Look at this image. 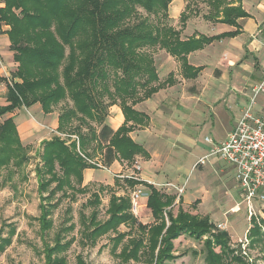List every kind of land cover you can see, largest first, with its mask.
Segmentation results:
<instances>
[{
	"label": "trees",
	"instance_id": "trees-1",
	"mask_svg": "<svg viewBox=\"0 0 264 264\" xmlns=\"http://www.w3.org/2000/svg\"><path fill=\"white\" fill-rule=\"evenodd\" d=\"M4 1L5 6L0 7V22L5 21L11 26L10 50L18 63V70L11 77L13 79L18 74L24 81H12V85L7 86V104L0 106V115L12 113L22 105L30 107L37 102L41 103L45 112H51L52 105L69 98L72 106L66 107L58 118L61 131H65L74 119L85 125L90 124V120L103 123V107L100 109L101 104L95 93L102 83L111 98L110 105L117 99L121 100L124 123L116 130L103 123L100 131L96 133L92 129L91 135L82 134V126H76L75 130L79 133L80 149H86L95 140L98 143V139L103 141L104 159L108 166L118 159L134 163L137 155L148 156V152L129 133L134 127L148 122L149 117L127 106L125 100L132 98L133 104L141 101L139 87L145 90L143 97L146 98L175 82L173 74L164 80L160 79L153 56L144 49L154 46L165 48L181 62L182 76L194 79L202 67L189 63L188 55L214 40L238 34V30H235L213 36L197 34L182 39L181 31L173 26L153 25L147 17L138 16V6L149 14L166 16L172 0ZM236 2L239 0H209L208 16L213 22L237 25L238 18L249 14L241 4L234 5ZM181 18L185 21L188 16L183 13ZM66 46L69 49V62L63 63ZM111 73L114 90L110 92L106 85ZM0 80L5 78L0 76ZM40 156L43 164L36 168L41 199L37 219L44 264H69L64 252L72 239L66 240L65 232L74 225H61L52 239H47V233L54 226L50 216L54 205L50 200L57 192H61L62 196L87 192V187L82 186L84 170L99 166L91 164L88 158L78 152L75 141L67 144L65 139L57 135L43 141ZM27 161V146L19 135L13 116L7 117L0 122V170L7 168V175L11 176L15 169L19 170ZM139 182L147 186V205L154 216L153 223L139 222L130 212L129 198L118 196L115 192L109 198L108 218L100 221L96 209L101 203L100 194L93 192L92 198L84 204L93 206L88 217L83 216V235L87 241L95 243L99 237L115 233L122 222L130 223L138 226L142 235L124 245L117 254L121 261L134 259L144 260L147 264H165L174 259L173 240L183 230L196 237L213 233L214 240L205 241V261L208 264L223 263L231 241L226 229L218 228L210 216L192 214L182 207L174 214L171 210L175 201L173 195L162 193L151 183ZM139 182L131 177L126 179L130 187ZM15 232V226L6 236L0 231V252L11 244ZM126 234L118 231L112 238L114 253ZM216 246L219 251L215 250ZM74 264L91 263L79 254Z\"/></svg>",
	"mask_w": 264,
	"mask_h": 264
},
{
	"label": "rangeland",
	"instance_id": "rangeland-1",
	"mask_svg": "<svg viewBox=\"0 0 264 264\" xmlns=\"http://www.w3.org/2000/svg\"><path fill=\"white\" fill-rule=\"evenodd\" d=\"M3 6H5V1L0 0V7ZM209 12V0H172L169 3L166 16L149 14L142 7L138 6V16L141 18L147 17L148 22L153 25L173 26L181 31L182 39L202 34L200 31H204L212 22L211 17L208 16L210 15ZM183 13L188 16L185 21L181 18ZM10 28L11 26L7 22H0V35L7 34L9 38ZM1 46L2 48L5 47L1 57L7 72L10 74L16 73L18 63L14 59L13 51L10 50V44L6 46L0 42V50H2ZM144 51L153 56L155 60L154 64L161 80L166 79L169 74L176 72V68H179L178 59L172 56L165 48L154 46L147 47ZM65 53L66 58L63 60V63H68V46L65 48ZM112 78L113 74L111 73L106 85L109 86L110 92L114 90ZM177 80L179 82V79ZM12 81L22 83L24 79L15 74V78ZM103 85L101 83L97 91H95L98 96L99 105L101 104L100 109L102 107L104 109H102L105 115L103 123L108 124L112 128L111 122L112 124L115 123L111 120L119 111L124 117L122 125L125 121V114L121 100L117 99L114 104L110 105L111 98L107 92L108 90ZM2 86L0 88H3ZM5 86L6 84L4 83ZM144 91L143 88L139 87L138 93L142 97L141 101L139 100L134 104L132 98H128L125 101L127 106L146 114V111H141L142 109L146 110L141 103L154 99L155 93L151 97L145 98L143 97ZM6 92L0 96V106L5 103ZM258 96L256 98L257 101ZM171 97L169 96V100H171ZM177 100L173 102L166 101V105L153 100V103L152 101L150 102L151 107L149 108L152 110L155 104H159L165 110L164 112L170 116L179 111V106L176 103L178 102ZM203 103H206L204 99L201 101V104L204 106L203 110L198 107L192 108L191 117L195 119L193 120L195 125H185L184 121L180 120L179 124L185 126L183 131L177 129L175 131L170 130L168 133L166 132V137H168L169 145L172 148L169 154L170 158L167 161L164 162L167 157V149H164V146L167 148L170 146L168 147L165 144L164 146H159L160 144L155 145V140H150V138L147 140V142H152L149 145L151 151L159 154L155 158H157L156 163L161 167V178L171 180L179 185H183L186 182L185 190L182 193L184 195L179 199V202H174L171 210L176 214L178 208L182 207L192 214L210 216L215 224L223 223L226 225L225 229L230 233L231 241L228 244V252L222 264H264V203L257 202L253 205L254 212L252 216L248 215L244 204H240L241 210L239 212L231 213L229 211L231 207L241 201L232 166L226 161L216 159V166L213 164L211 167L212 157L205 160V163H200L198 160L199 156L206 149L205 136H213L212 124L208 125L209 122L204 124V120H207L212 115L213 108L212 105L206 107ZM69 105L72 106L71 100L69 98L63 99L57 104L52 105L51 112H45L41 103L37 102L30 107L22 105L12 113L0 115V122L10 116H14L15 123L18 125H20L19 122L21 121L28 122L27 135L23 134V129L21 128L22 141L28 150V161L19 170L15 169L14 174L11 176L7 175V168L0 170V231L1 233L3 232V236H6L12 226L16 228L11 244L4 251L0 252V264H44L42 239L37 219L40 214L39 204L41 199L38 192L39 179L36 168L43 164L40 156L43 141L51 139L54 135L65 139L67 144L75 141L78 152L88 158V162L99 166V168H92L95 171H93L94 173L91 175L90 181L83 183L82 186L87 187V192H73V194L70 193L67 196H62L61 192H57L51 198L50 202L54 207L50 216L53 218L54 226L47 233V239H52L55 231L61 225L70 226V224H73L74 227L65 232V239H72L71 245L64 252L69 264H74L76 256L79 254L91 264H147L144 260L135 261L134 259L124 262L117 255L125 244L142 235V232L136 225L122 222L117 226L115 233L111 232L103 235L95 243L87 241L83 235V216L88 217L93 210V206H84V204L89 198H92L91 194L93 192H99L100 194L101 203L96 206V209L98 210V219L102 222L108 218L107 208L109 198L113 192L118 196L129 198L131 203L130 212L139 222L152 224L154 216L149 207H141L137 212L133 210L131 201L132 191L136 187H142L146 192V185L139 182L138 169H135L134 163L118 159L116 160L115 167H111L112 164L108 166L105 163V148L101 139H98L99 143L95 140L86 149H80L79 133H76V126H82V134L91 135V130H95L96 133L99 132L103 123L90 120V124L85 125L78 119H74L68 124L65 131H61L58 128L59 115ZM114 107L117 110L115 109L114 111ZM115 120L117 122V119ZM148 125V122H146L143 125L136 126L130 133L139 127L144 128ZM70 131L73 133H69ZM173 142L177 143L172 146ZM200 164L205 165V167L201 169ZM141 167L142 171L139 174L142 177H153L154 172L150 170L149 163L142 162ZM219 169H223V171L219 172ZM129 176H132L131 178H134L139 183L130 187L126 183V179ZM157 186L161 189L160 191L172 194L177 199L176 194H179V192L174 186L166 184H158ZM184 198L189 200V202H184ZM255 230L257 232L253 233ZM118 231L126 232L127 234L117 245L116 253H114L112 238ZM208 239L214 240L213 233L196 237L190 232L183 230L173 240L174 249L172 253L175 256L174 259L167 261L165 264H208L205 261L207 250L205 241ZM215 250L219 251V247L216 246Z\"/></svg>",
	"mask_w": 264,
	"mask_h": 264
},
{
	"label": "crops",
	"instance_id": "crops-1",
	"mask_svg": "<svg viewBox=\"0 0 264 264\" xmlns=\"http://www.w3.org/2000/svg\"><path fill=\"white\" fill-rule=\"evenodd\" d=\"M237 4H241V7L249 14L246 17L238 18L237 25L212 21L209 26L207 24L208 28H205L204 31H200L207 36L235 30H238V34L232 37L226 36L219 40H214L204 48L196 50L188 55L189 63L196 67H202L198 76L194 79L183 77L181 74V64L178 60L179 68L175 69V73L170 72L175 76L174 84L160 89L155 93L154 99H149L141 103L146 110H141V107L140 110L146 111L145 113L149 117V125L144 128L139 127L130 134L132 138L141 144L148 152V156L137 155L134 166L135 169H137V167L140 168L137 170L139 178L142 181L153 184L158 190H161L157 186L158 184H174L179 187L183 185L186 186V182H184L183 185H179L171 180H164L161 178V167L156 163L157 158H155V156L159 154L151 151L149 145L150 143L152 144V142H147V140L150 138V140L156 141L155 145L160 144L159 146H164L165 144L169 147L170 145L167 139L168 137H166V132L168 133L170 130L175 131L177 129L183 131L185 126L179 124L180 120H182V122L184 121L185 125H195L193 122L195 119L191 117L192 108L198 107L203 110L204 106L201 104V101L204 99L206 103L203 104L206 107L212 105L213 108L212 115H210L207 120H204V124L208 122V125L212 124L213 136L211 138L216 142L222 141L228 137L233 129L236 118L239 117L248 106L255 88L264 82V0H239V2L234 3V5ZM0 42L6 46L10 44L7 34L0 35ZM1 49L0 54L3 55L5 47L2 48L1 46ZM176 78L179 79V82ZM2 87L3 88H0V96L7 91L6 86V89L4 85ZM262 93H264V90L258 96V101L255 105L256 113H264V94L261 95ZM169 96H172L171 100H169ZM176 99H178L176 103L178 104L177 106H179V111L173 115L168 116V113H165V110H163L159 104H155L152 110L149 108L151 107L150 102L152 101L153 103V100H156V102L162 105H166V101L173 102L176 101ZM5 104H7V99L3 105ZM115 109L114 107V111ZM115 119H117V122H115ZM123 120V114L118 111L116 116L111 120L115 123L112 124L111 122L112 128L116 130ZM19 123L20 125L17 124V128L21 139H23L21 128L23 129V134L27 135L28 132H26V129L28 128V122L21 121ZM176 143L177 142H173L171 145L173 146ZM170 148L171 146L169 148L164 146V149H167V157L164 162L170 158L169 154L172 150V148ZM206 149L199 156V159L209 154V144L206 145ZM211 157V167L213 164L216 166V159L219 160L220 158L208 156L205 160ZM221 160L225 161L223 159ZM142 162L149 163L150 170L154 172L153 177H142L139 174V172L142 171ZM115 166L116 161L112 163L111 167ZM203 167H205V165L200 164V168L203 169ZM93 171H95V169L92 168L84 170L83 183L90 181L91 175L94 173ZM220 171H223V169H219V172ZM145 190H147V186H145ZM162 193L167 194L166 192ZM176 195L177 199L175 198V203L179 202V199L184 194ZM142 202L145 203V207H149L147 205V196L142 198ZM184 202H189V200L184 198Z\"/></svg>",
	"mask_w": 264,
	"mask_h": 264
},
{
	"label": "built area",
	"instance_id": "built-area-1",
	"mask_svg": "<svg viewBox=\"0 0 264 264\" xmlns=\"http://www.w3.org/2000/svg\"><path fill=\"white\" fill-rule=\"evenodd\" d=\"M0 75L5 78V80H0V87L4 83L6 86L12 85L11 74L7 72L1 54ZM263 90L264 82L255 88L248 106L236 118L234 127L226 139L218 142L209 136L204 139L209 144L210 151L208 155L199 159L200 163H204L208 156H216L227 161L234 168L236 187L239 189L241 201L230 209L231 213L239 212L240 204H244L248 215L252 216L253 205L257 202L264 203V113L255 112L256 98ZM137 169L140 168L137 167ZM169 185L174 186L179 195L185 190V185L179 187L174 184ZM145 195L147 196L142 187H136L132 191L131 201L135 212L146 206L142 202ZM217 226L221 229L226 227L223 223Z\"/></svg>",
	"mask_w": 264,
	"mask_h": 264
}]
</instances>
